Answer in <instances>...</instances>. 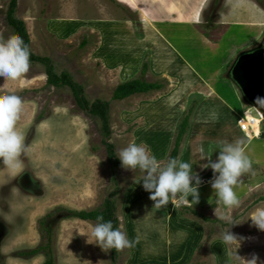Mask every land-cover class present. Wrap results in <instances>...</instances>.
Here are the masks:
<instances>
[{"label": "rangeland", "instance_id": "obj_1", "mask_svg": "<svg viewBox=\"0 0 264 264\" xmlns=\"http://www.w3.org/2000/svg\"><path fill=\"white\" fill-rule=\"evenodd\" d=\"M8 1L0 0V41H6L14 36V30L6 20ZM217 1L18 0L14 15L25 24L31 52L49 57L56 73L62 71L70 73L72 78L83 86L84 96L88 102L91 103L97 98L110 102L112 131L110 141L115 144L117 153L132 142L149 149L148 139L153 147L162 151L165 141L162 135L163 132L169 134V126L164 125L166 122L162 121V126H165L162 132L159 123L151 124L149 127L143 125L144 122L147 123L143 114L152 116L145 98L153 99L156 97L154 92L141 95L135 93L122 100H111L113 89L124 81L120 79L119 68H105L93 57L101 38L96 30L88 27V24L93 25L91 19L96 17L120 20L119 23L112 21L110 24L104 22L97 24L102 29L103 36L118 45L119 58L127 60L129 66L135 64L139 55L135 43L139 46L144 45L146 47L144 63L148 65L146 79L163 82L164 87L165 84H169L167 79L150 76L148 73L149 59L154 56V52L158 58L159 53L166 54L165 48L160 49V46L155 44L159 39L162 44L164 43L161 36L184 53L187 51L188 55H192L193 63L198 64L199 68L206 67L207 61L216 62L226 53L219 49L220 45L225 44L222 38L229 24L223 27L224 30H217V26L213 24L217 13ZM258 2L264 6V0ZM206 4L207 10L204 9ZM260 4H255L257 17L254 22L264 23V12ZM69 16L80 20L65 19ZM204 17L209 18L210 23H205ZM80 22L81 26H77ZM257 25V33L262 34L264 24ZM56 28L61 29L64 35L62 36ZM192 34L201 40L209 38L212 43L208 47L201 46L195 51L194 49L190 51V47L185 44H188V38ZM184 36L187 38L185 39ZM138 37L144 40L137 42ZM85 39L86 44L80 46ZM263 43L264 38L257 37L250 48H244L243 52L255 49ZM125 48L126 51L123 52ZM232 52L234 54L235 51ZM105 53L104 51L102 55L106 56ZM162 57L167 60V57ZM182 61L186 64L185 60ZM29 63V71L21 78L0 79V96L14 94L22 101L15 127L23 134L26 146L19 157L21 163L16 167H9L0 162V264H43L46 258L43 251L23 253L44 242L42 234L46 224L51 226V247L55 264H126L131 254L127 248L102 250L95 243L87 242L86 235L90 234V226L95 221L81 220L67 215L71 210L102 207L105 197L118 184L119 194L114 197L117 204L116 216L119 228L122 231L126 230V223L123 222L126 208L132 214L134 212L137 217L141 212L145 213L141 208L139 209L140 206L135 201L138 199L142 201L149 195L135 188L141 173L139 170L125 169L119 163L116 184L111 178L110 164L102 142L101 121L77 107L68 87L47 85L45 67L42 63ZM158 63L160 64L161 61ZM141 71L142 68L129 79L141 77ZM166 89L167 87L164 91ZM236 90L237 99L224 87H220L217 93L234 106L245 104L250 108V103L246 101L241 91L237 88ZM208 96L213 97V94ZM200 97L202 100L206 97L203 87L199 88V93L190 96L187 109L172 125V143L167 144L170 145L169 151L173 147L178 127L185 113L189 116L196 110L198 105L195 104L200 102ZM211 101L214 102L215 99L212 98ZM226 115L221 123L212 121L213 118H209L210 121L206 123L196 120L192 127L199 137L196 141L190 142L189 146L205 152L207 154L205 160L208 162L209 158L212 161L216 160L222 142L235 143L242 140L243 147L248 141L249 145L243 148L252 167L239 177L234 189H245L257 179L263 182L259 185L262 189L256 192L254 188L247 189L246 194L242 193L238 197L239 205L231 210L224 205L217 206L216 201L211 199L201 208L197 209L193 206V209H197L202 215L215 220L212 223H204L194 215L183 214L182 206L176 207V210L178 209V212L184 216L200 220L206 229V236L193 252V260L190 264H218L212 251L215 241L220 242L227 252L226 264H233L234 248L226 246L221 239V233L227 229L228 224L219 218L229 211L236 224L230 225L228 230L244 237L240 247L236 249L237 255L244 260L251 259L255 255L258 258L257 264H264V231L251 225L250 218H247L257 207H264V200L255 201L264 194V163H260L264 161V140L257 143L255 139H258V135L252 133L248 134L249 138L243 136L237 126L238 116L231 111ZM252 115L257 116L253 110ZM239 120H243V114ZM260 126L264 127V120ZM189 127L188 124L181 140L179 154ZM159 129L162 135L154 133ZM251 154H260L263 160L252 157ZM167 159L168 155L160 160ZM209 171L207 174L199 175L202 183H210L212 180L213 172L211 169ZM146 199L149 201L148 198ZM169 205L173 206L171 202ZM154 210L156 209L152 207L151 211ZM209 210L211 211L208 212Z\"/></svg>", "mask_w": 264, "mask_h": 264}, {"label": "crops", "instance_id": "obj_2", "mask_svg": "<svg viewBox=\"0 0 264 264\" xmlns=\"http://www.w3.org/2000/svg\"><path fill=\"white\" fill-rule=\"evenodd\" d=\"M256 17V5L252 0H225L224 6H222L220 10H217L216 18L213 24L217 26V30H222L226 24H229L228 29L223 33L224 36L222 41L224 40L225 44L220 45L222 41L219 43V50H223V52L226 51V53L218 58L216 62L207 61V66L204 68H199L198 64L193 63L192 55H188L187 51L184 53L182 50H180V48L175 46V44H172L163 36H161L163 38L161 40H164L163 44L160 42V39L157 40L158 42H155V44L160 46V49H166V54L159 53L160 56L158 58L154 52V56H151L149 59L150 72L148 71V73L150 76L167 79L169 84H165L162 89L152 90L156 96L153 99L145 98L147 106L152 111V116L143 114L147 120V123L144 122L143 125L149 127L151 124L154 125L159 123L160 126H162V121H165L166 124L164 125L169 126L168 135L166 132H163L165 126L161 127L163 135L160 134V129L154 132L155 134L158 133L165 137L162 151H159L153 147L150 143V139H148L150 146H147H149L151 154L154 155L158 160H162L167 155H169L170 145L167 144L172 143V125L175 124L176 120H178L182 113L187 109L190 96L192 94L199 93V88L201 89V87H203L204 95H206V97L204 100H202L200 97V102H196L195 104V106L198 105L196 110H194V112L192 114L190 113L189 115L188 124L190 127L181 146V152L177 159L190 163L192 165L194 174L204 175L210 172V168H202V165L207 163L205 160L207 154L200 150H196L195 148H190L189 146L190 142L196 141L199 137L196 131L193 129L192 124L196 120L204 123L209 122V118H213L212 121L221 123L225 120L228 111L236 114L239 119L242 117L244 112L243 109H248V106L245 104H242L241 106H234L232 103L225 101L217 93V91H219L220 87H224L225 90L232 92L236 99L238 98V92L236 88L239 89V87L231 77V69L235 64V58L243 52L244 48H250L252 42L257 37L258 39L264 38V31L261 34V32L257 33L256 30L258 27L257 24L263 25L264 23L254 22ZM65 19L80 20L74 16H69V18ZM209 20V18H206L204 21L208 24V22L210 23ZM91 21H93L94 24L92 25V23H90L88 24V27H90L92 30H96L101 38L94 50L93 57L100 61V63L104 65L105 68H119V76L123 81H126L133 77V75L137 74L145 62L146 47L144 45L139 46L138 43H135L137 47L136 51H138L139 55L135 64L133 66H129L130 63L127 60L124 58H119L120 53H118V45L112 40H109L107 37L103 36V33L101 32L102 29L97 24L101 22L110 24L112 21L119 23L120 20L96 17L92 18ZM80 24L81 22L77 23V26H81ZM56 30L62 36L64 35L61 29L59 30L56 28ZM158 34L160 33L158 32ZM184 38L186 39L187 36H184ZM136 39L138 40L137 42L144 40L140 37ZM211 43L212 40L209 38H203V40H201L196 36L194 37V34H192L190 38H188V44L185 45L190 47V51L192 49L195 51V49H199L201 46L208 47ZM104 51L106 52V56L102 55ZM122 51L125 52L126 48ZM232 51H235L234 54ZM162 56L167 57V60H164ZM182 60H185L186 64H184ZM158 61H161V63L159 64ZM169 69H172L173 71H170ZM166 87L167 89L164 91V88ZM149 92L140 93V95L148 94ZM208 94H213V97L208 96ZM212 98L215 99L214 102L211 101ZM187 114L188 113H185V115ZM262 135L264 136V127L260 126V134L257 137L258 139H255L257 140V143H261L262 139L264 140ZM247 142L248 141L245 142L243 147L249 145ZM251 155L252 157L262 159L260 154ZM260 163H264V161H260ZM261 183L263 182L257 179L253 182V184H249L248 187H245V189L235 188L234 191L237 197H240L242 193L246 194V192H248L247 189L250 190V188H254V192L262 189L259 187ZM135 188L136 190L141 189L144 194L146 193L140 183H136ZM198 193V202L195 204L188 203L186 206H192V208L195 207L198 209L203 205L206 206L210 199L212 201H216L217 206L223 205L216 197L210 183H201L198 187ZM148 197L149 195L146 198ZM146 198H143L142 201H140V199L135 200L138 202V206H140L139 209L141 208L142 211L145 212H141L140 214L138 213L139 217H137L134 212L133 215L127 208L125 209L123 222L126 223L125 225L127 229L124 230V232L130 241H135L133 247L127 248L131 253L127 263L190 264L193 260V252L206 236L204 224L196 218H191L189 216L180 214L178 209L176 210V207H171L169 203L167 206H163L164 208H158L160 210L159 211L154 205V202L151 200L147 201ZM188 199L191 200V196H189ZM152 207L156 209L154 212L151 211ZM137 210L138 209L136 208V211ZM210 211L211 210L208 212ZM213 211L216 212L214 209ZM213 243H216L214 245L215 247L212 248V251L214 257H216L218 261V264H226L227 252L224 250L223 245L216 241Z\"/></svg>", "mask_w": 264, "mask_h": 264}, {"label": "clouds", "instance_id": "obj_3", "mask_svg": "<svg viewBox=\"0 0 264 264\" xmlns=\"http://www.w3.org/2000/svg\"><path fill=\"white\" fill-rule=\"evenodd\" d=\"M29 58L30 51L22 37L13 36L6 41H0V79L21 78L29 71ZM261 103H264V99L257 100L258 105ZM21 104L22 101L17 95L0 96V162L9 167H16L21 163L19 157L26 148L23 134L15 127ZM252 107L256 108L250 104V108L247 109L251 114L252 110L254 111ZM263 120L262 113L258 128ZM259 134L260 131L257 135ZM242 144V140L235 143L222 142L216 160L212 161L209 158L208 162L202 165V168L212 170L211 188L219 201L229 210L239 205L234 186L238 184L239 177L252 167ZM117 156L121 167L139 170L141 175L136 183H140L143 190L149 193L148 199L153 201L157 208L167 206L169 202L175 207L198 202V187L202 181L199 175L193 173L190 163L172 157L166 161L158 160L146 146L135 142L119 150ZM189 196L191 200L188 199ZM219 218L226 222L228 227L236 224L230 211ZM247 218H250L251 225L264 231V207H257ZM228 227L221 233V239L226 246L234 248L233 264H257L258 258L255 255L248 260L237 255L236 249L240 247L244 237L230 232ZM86 236L88 243H95L102 250H123L133 247L135 243L126 237L124 231L114 228L112 222L105 221L102 216L97 217V221L90 226V234Z\"/></svg>", "mask_w": 264, "mask_h": 264}, {"label": "trees", "instance_id": "obj_4", "mask_svg": "<svg viewBox=\"0 0 264 264\" xmlns=\"http://www.w3.org/2000/svg\"><path fill=\"white\" fill-rule=\"evenodd\" d=\"M17 1L18 0L8 1L6 10V20L7 23L13 28L14 36L22 37L29 49L30 39L25 24L22 20L16 18L14 15L17 8ZM86 42V39L83 40L80 46H84ZM29 62L42 63L45 67L47 85H51L53 87H68L72 92L77 107L81 110L87 111L91 116H95L101 121L103 134L102 142L105 145L107 161L110 164L111 178L117 184V167L120 161L117 156L115 144L110 141V135L112 132L110 127L109 114L110 102L99 98L93 100L91 103L88 102L84 96L83 86L77 83L72 78L71 74L66 71L56 73L51 59L47 56H39L30 51ZM146 70L147 65L146 63H144L142 66L141 77L129 79L118 84L112 91L111 100H122L135 93H144L152 90L161 89L163 87V82H160L158 80H147L145 76ZM188 122L189 116L186 115L180 122L178 132L176 134L173 147L168 155V158H178L179 147L181 144V140L186 132ZM262 137L264 136L262 135ZM118 194L119 186L117 184V186L112 191H110L109 194L105 197L102 207L91 210H71L69 211L67 216L78 218L81 220H91L95 222L97 221L98 216H102L105 221H111L114 228H119L118 219L116 216L117 204L114 199V197ZM261 200H264V194L259 196L255 201ZM181 212L186 215H194L204 223H212L215 221L208 216L202 215L197 209L187 207L186 205H182ZM42 224L44 225V223ZM42 238L44 239V242L41 245L34 249H31L30 251L24 252L23 254L37 253L43 251L46 256L45 260L43 261V264H55L53 249L51 247L52 239L50 224H46L44 226V233L42 234Z\"/></svg>", "mask_w": 264, "mask_h": 264}, {"label": "water", "instance_id": "obj_5", "mask_svg": "<svg viewBox=\"0 0 264 264\" xmlns=\"http://www.w3.org/2000/svg\"><path fill=\"white\" fill-rule=\"evenodd\" d=\"M231 77L246 101L264 116V103L257 104L258 99H264V48L240 54L231 69Z\"/></svg>", "mask_w": 264, "mask_h": 264}, {"label": "built area", "instance_id": "obj_6", "mask_svg": "<svg viewBox=\"0 0 264 264\" xmlns=\"http://www.w3.org/2000/svg\"><path fill=\"white\" fill-rule=\"evenodd\" d=\"M253 109L257 113L258 117L253 116L251 114V111H249V115H246V114L243 115V120H238L239 129L241 132L244 133V135L247 138H249L248 137L249 133L256 135L254 132V126L257 125V127H259L260 122H257V121L258 120L260 121L262 118V113L259 110H257L256 108H253Z\"/></svg>", "mask_w": 264, "mask_h": 264}, {"label": "flooded vegetation", "instance_id": "obj_7", "mask_svg": "<svg viewBox=\"0 0 264 264\" xmlns=\"http://www.w3.org/2000/svg\"><path fill=\"white\" fill-rule=\"evenodd\" d=\"M213 1H217V0H213ZM224 1L225 0H218L217 1V6H216V11L217 10H220L221 8H222V5H223V3H224ZM255 4H260V2H258V0H252ZM208 4V3H207ZM205 5V10H207V8H208V5ZM261 5V4H260ZM259 6V5H258ZM261 9L263 10V12H264V6H262L261 5ZM205 19L207 18V17H204ZM203 18V19H204ZM258 47H260V48H264V43L263 44H259V46H257L256 48H258ZM252 49H249V50H247V51H251ZM247 51H244V52H247ZM244 52H242V53H244ZM242 53H240V54H242Z\"/></svg>", "mask_w": 264, "mask_h": 264}, {"label": "bare ground", "instance_id": "obj_8", "mask_svg": "<svg viewBox=\"0 0 264 264\" xmlns=\"http://www.w3.org/2000/svg\"><path fill=\"white\" fill-rule=\"evenodd\" d=\"M243 110H244L243 115H244V114L249 115V110H246V109H243ZM255 116H256V115H255ZM257 122H259V120H258ZM259 131H260V128H258L257 125L254 126V132H255L256 135L259 133ZM260 263H261V262H260Z\"/></svg>", "mask_w": 264, "mask_h": 264}]
</instances>
